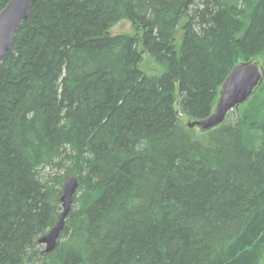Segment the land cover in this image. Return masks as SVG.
Returning a JSON list of instances; mask_svg holds the SVG:
<instances>
[{"label":"trees","instance_id":"obj_1","mask_svg":"<svg viewBox=\"0 0 264 264\" xmlns=\"http://www.w3.org/2000/svg\"><path fill=\"white\" fill-rule=\"evenodd\" d=\"M261 56L264 0H37L0 71V264H262L264 81L202 137L182 121Z\"/></svg>","mask_w":264,"mask_h":264},{"label":"water","instance_id":"obj_2","mask_svg":"<svg viewBox=\"0 0 264 264\" xmlns=\"http://www.w3.org/2000/svg\"><path fill=\"white\" fill-rule=\"evenodd\" d=\"M37 0H11L0 11V71L6 53L11 49L16 34L30 15ZM264 81V67L255 62L236 65L220 91L216 107L209 117L187 123L188 129H200L203 133L220 127L230 112L247 103ZM79 189V180L68 176L64 180L60 198L62 213L58 222L47 236L39 241L50 254L58 247L59 239L65 228L66 220L73 206V199Z\"/></svg>","mask_w":264,"mask_h":264},{"label":"rangeland","instance_id":"obj_3","mask_svg":"<svg viewBox=\"0 0 264 264\" xmlns=\"http://www.w3.org/2000/svg\"><path fill=\"white\" fill-rule=\"evenodd\" d=\"M110 32L112 35L126 34L133 36L134 34H136L135 28L128 20H122L119 23L115 24ZM255 61L264 67V56L257 58ZM141 70L149 76H159L165 71V68L157 63L149 54L145 53L143 57V63L141 64ZM230 115L233 117V112ZM190 120L191 119L189 118H182L184 124H187ZM191 131H193L194 135L197 137H202L204 135V133L198 128ZM42 247V249L44 250L45 246L42 245ZM262 264H264V261L262 262Z\"/></svg>","mask_w":264,"mask_h":264}]
</instances>
